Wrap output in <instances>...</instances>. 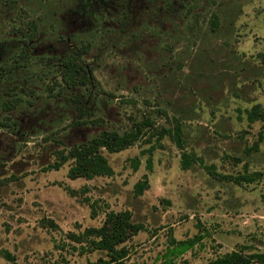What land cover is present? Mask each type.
I'll return each instance as SVG.
<instances>
[{
	"label": "rangeland",
	"instance_id": "1",
	"mask_svg": "<svg viewBox=\"0 0 264 264\" xmlns=\"http://www.w3.org/2000/svg\"><path fill=\"white\" fill-rule=\"evenodd\" d=\"M26 23L35 27L27 41L16 31ZM78 45L97 82L88 95L63 88L50 59ZM262 51L264 0H0V65L23 62L0 79V122L10 124L0 123V251L17 264H87L102 253L79 250L68 233L99 225L109 209L143 228L122 264L151 262L169 231L202 237L168 264L240 244L264 250V116L245 112H264ZM6 97L19 101L5 110ZM142 117L157 132L104 152L110 175L71 179L68 161L45 168L59 150ZM176 122L179 145L158 136ZM181 150L197 158L186 168ZM254 170L249 182L228 177ZM142 173L148 185L135 195Z\"/></svg>",
	"mask_w": 264,
	"mask_h": 264
},
{
	"label": "trees",
	"instance_id": "2",
	"mask_svg": "<svg viewBox=\"0 0 264 264\" xmlns=\"http://www.w3.org/2000/svg\"><path fill=\"white\" fill-rule=\"evenodd\" d=\"M20 27L16 28V31L26 35L25 41L31 40L35 31L34 24L26 23V26H24L26 31H23ZM18 53L20 55L18 59L22 60L21 50ZM84 53L85 46L83 49V46L78 45L68 48L66 52L61 55H52L50 59L53 60L54 65L59 66V81L63 88L72 89L75 86L82 85L86 89V95H88L90 89L93 88L97 82L91 73L90 67L85 64L82 58ZM257 57L264 63V51L258 52ZM18 61L17 59L13 61L11 69L23 63H18ZM11 69H6L4 66L0 65V79ZM18 101L19 98L6 97L1 101V105L3 109L9 110L12 105ZM245 112L248 121H253L256 118H262L264 116V112L260 110L257 104L250 106ZM0 123L5 126L10 125L7 122L1 121ZM12 124H14V122H12ZM152 127V120L149 117H142L139 120L132 121L128 128L120 132L115 129H101L91 137L73 143L63 150H59L57 153L59 157L58 160L48 164L45 168H57L61 163L68 161L65 173L68 178L73 179L81 177L90 179L94 176L110 175L112 173V168L104 152H117L132 145L140 137L147 134V129H154L156 133L157 128ZM151 134L152 131L147 134L146 138ZM164 134L170 136L174 143L179 145L182 134L179 122L171 124L170 128L160 127L158 129V136ZM151 149L152 146L149 145L148 148L143 151L146 150L149 152ZM195 159L197 158L192 153L181 150L179 165L181 168H186L190 165L191 161ZM137 164L138 159L134 156L132 158V168L135 169ZM145 166L147 169L151 167L149 156L145 159ZM259 175L260 172L254 170L246 174L228 177L232 182L240 184L242 181H252L254 177ZM147 185L146 175L142 173L141 178L133 183L132 191L135 195L141 194ZM141 229L143 228L140 223L131 220L128 210L109 209L104 212L99 225L84 227L82 231L77 233L69 232L68 236L77 243L79 250L88 252L98 251L102 253V255L97 256L94 261L88 262L87 264H122L123 259L129 251L127 241ZM167 236V244L164 249L156 254L151 262H141L139 264L171 263L173 259L179 257L187 249H190L194 242L202 237L201 234L195 233L190 237L175 239L171 236L170 231ZM72 247L74 248L76 246ZM0 255L9 261V264H17L14 256L8 250L2 249ZM62 264H66V262L63 261ZM195 264H264V250H250L245 244H240L237 248H232L216 254L203 262Z\"/></svg>",
	"mask_w": 264,
	"mask_h": 264
}]
</instances>
